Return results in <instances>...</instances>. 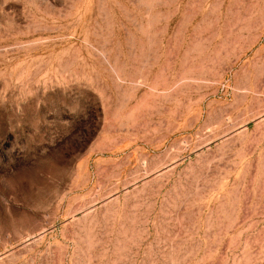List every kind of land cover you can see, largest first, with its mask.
I'll return each mask as SVG.
<instances>
[{
	"label": "rangeland",
	"instance_id": "obj_1",
	"mask_svg": "<svg viewBox=\"0 0 264 264\" xmlns=\"http://www.w3.org/2000/svg\"><path fill=\"white\" fill-rule=\"evenodd\" d=\"M0 264H264V0H0Z\"/></svg>",
	"mask_w": 264,
	"mask_h": 264
}]
</instances>
